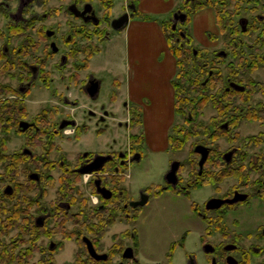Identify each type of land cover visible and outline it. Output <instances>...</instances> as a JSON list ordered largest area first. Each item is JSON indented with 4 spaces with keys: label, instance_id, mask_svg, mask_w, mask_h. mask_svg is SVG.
<instances>
[{
    "label": "rangeland",
    "instance_id": "374dc122",
    "mask_svg": "<svg viewBox=\"0 0 264 264\" xmlns=\"http://www.w3.org/2000/svg\"><path fill=\"white\" fill-rule=\"evenodd\" d=\"M168 1L170 0H157L153 2L155 4V10L151 13H157L156 15L159 18H165L168 14L169 16L172 14L170 11L169 13L167 12L168 9L164 10L166 8L170 9L172 7L171 9L174 11L179 6L182 10H188L196 4H186L184 6V0H173L169 4L167 3ZM201 2L206 1L201 0ZM222 2L223 0L213 1L215 12H217L218 18L224 22L223 26L225 28L226 18L222 7H220ZM123 3L124 0H115L112 15L120 11ZM153 3L150 1L149 5H145L151 6ZM173 4L174 6H172ZM167 5L168 7H166ZM212 15V12H210V20L212 19ZM134 19H137V17H131L122 31L113 32L110 39L101 42V50L96 52L90 59V67L84 73H94L96 77L102 79L100 91L96 99H89L72 84L69 85V88L63 86L59 80V73L56 70L59 53L46 64V69L48 68L52 72L51 76L57 78V83H55L57 90L64 92V95L72 101L74 99L78 100L76 105L68 106L67 111L72 112L80 121H85L88 125V131L83 133L79 139H75L72 136L68 139L66 135L55 137L54 149L59 151V155L64 153L65 156L67 154L72 156L79 150H88L97 153L110 149L118 150L126 146L130 130L124 124L119 125V122L125 117L126 110L123 104L125 99L115 102L111 96L114 91H118L117 87L113 84L115 77L126 79L128 73L129 62L126 47V30L128 29L130 21ZM165 22H167V34L171 38L178 36L177 32L173 33V30L170 28V20L168 19ZM177 27L178 30L181 29L184 31L186 29L185 22L182 24L177 23ZM220 27L219 30L221 31ZM223 32L215 33L217 45L211 49L192 47V50L194 48L196 49V52L193 53L197 56L192 65L194 74L202 72L205 68L210 71L217 70V73L220 71L222 76L225 77L224 69L229 59H225L224 56L215 55L214 53L215 49L225 48L227 38ZM199 33L200 40H196L198 44L204 39L202 31ZM143 40L147 44V49L153 51V47L149 44L151 43V38L148 37V41L146 38ZM84 41L77 38L78 44ZM159 56L162 59L164 55L159 54ZM78 58L84 60L82 54H79ZM238 60H235L236 63L233 61V63L239 64ZM1 62L0 60V86L2 89L0 92V103H3L13 99L12 96L7 97L5 93L8 92L9 88L16 87L17 79L15 73L18 69L16 71L17 66H13L10 68V71H3L4 68ZM231 67L232 70H235L239 66L235 65ZM63 73L67 75V68L63 70ZM44 85L46 84H41L39 81L35 82L25 98L26 100L24 99L23 101L28 112L23 113L22 118L31 120L44 106H48L49 108L55 106L57 108L53 117H51L55 121L65 113V109L62 103L58 101V97L52 96L51 88L48 89ZM208 92L212 96L214 90L208 89ZM193 94H190V96L192 97ZM257 99H260V96ZM11 104L14 110L15 108L13 106H15V102L13 101ZM92 105L99 109L103 107L104 111L110 112L104 122L96 121L94 117L88 119L84 115ZM161 110L165 112V115L159 118L161 122H159L158 130L155 132L152 130L153 132H149V136L147 137L148 139H152V141H148L145 144L139 160H133L125 168V171L129 174L126 180L129 189L127 192L130 191L129 197L137 196L138 192L146 187L163 185L165 182L164 176L173 160H178L181 164H184L181 175L186 179L188 173H194L196 171V168L192 167L193 163H188L189 159H191L190 150L197 144L209 146L208 138L205 134L206 129L201 130L205 127L203 125V128L197 129L201 134L188 140L182 149L177 151L169 149L167 147L166 136L169 133L170 124L166 123L170 115L165 109ZM153 111H155L154 108ZM211 114H213V111L210 109V103H208L205 108L200 110L197 120L207 126L210 124L208 120L211 118ZM172 116L173 123L182 121L178 115L173 114ZM153 118L155 117L147 118L145 127H149ZM45 123L52 125V122L49 120ZM1 126L2 124L0 123V264H3V261H1L2 258L10 259L17 256L20 257L27 248H41L42 252H44H34L28 264H38L40 259L45 255L53 257L58 264H82L88 260L93 261L91 264H105V262L95 261L88 256L82 241L83 236H87L92 240L98 252L107 253L109 256L107 260L109 264H118L120 261L126 263L127 261L121 258V252L126 246L133 245L130 234L134 230L137 233L138 239L136 258L142 263H164L171 244L173 242L178 243L182 236L187 233L184 250L178 247L173 252V257L178 259L184 254V251L192 250V245L197 240L199 234L193 228L200 219L191 210L192 201L202 203L210 195H221L228 190L232 191L233 188L241 187L243 191H246L247 188L252 190L251 187L244 189L242 185L252 183L257 175L251 170L248 172L243 166H246L245 162L251 160L254 155H260L262 149L254 145L245 146L244 141L247 139L251 141L250 139L253 138H264V122L244 120L237 128L239 134L237 140L230 142L227 138H218L212 142L213 147L217 145L216 148L219 150L221 156L231 147L238 149L240 161H236L238 166L235 168L237 169L238 167L241 175L240 178L226 177L219 185H205L201 188L193 189L190 197L166 190L157 196H151L139 211H135L129 207L122 210L120 208L122 204H117L115 201L117 197L112 196L111 200L115 204H109V207H112V210H110L112 213H101L96 211V207L103 204L104 201L95 192L90 175L83 174L76 182H72L69 179L66 181V185L62 186L60 180L64 175L62 174V169L57 166L44 167V163L41 162L37 165L38 161L31 162L30 159L24 160L20 165H17L11 157L14 154H20L22 152V147L25 146L26 140H28L26 137L27 134H22L16 127L3 132ZM100 128L102 129L101 132H99ZM39 139L41 138L39 137ZM34 144H40L39 146L45 152L48 150V148L42 145V141L38 140L36 142L34 140L32 143L33 147L30 148L37 154H42V151L39 146L34 147ZM54 154L55 150L52 151L50 156L53 158L55 156ZM243 154L245 159L241 156ZM20 159L22 158L20 157ZM197 159L198 156L195 155V162ZM33 171L39 172L41 175V179L38 182H30L27 179L29 173ZM110 181H102V183L115 194L117 191L113 189L114 187ZM67 182L70 183L67 184ZM216 186L220 187L222 191L220 194L214 192V189L219 188ZM7 187L11 188L10 194L4 193ZM147 190L150 189L147 188ZM65 203L71 206L66 209V207L62 206ZM132 212L135 213L132 214ZM127 213L128 216L126 215ZM38 215L45 216L43 226L40 227L42 231H54L58 229L62 232H49L48 235L43 234L41 231L31 233L29 227L32 226L31 223H34ZM64 216H71L72 220H68L62 224L60 221L63 220ZM103 217L105 219L113 217L114 223L104 228L106 229L105 234L99 238L91 230H94L96 226L101 224L99 218ZM221 219L229 226L232 233L238 232V235L242 237L260 236L261 234H257V232H260L257 228L264 226V198L258 197L253 192L248 202L226 210L222 214ZM51 241L55 242L56 246L54 249L49 250L48 246ZM21 263L20 261L19 264Z\"/></svg>",
    "mask_w": 264,
    "mask_h": 264
},
{
    "label": "flooded vegetation",
    "instance_id": "af4514ba",
    "mask_svg": "<svg viewBox=\"0 0 264 264\" xmlns=\"http://www.w3.org/2000/svg\"><path fill=\"white\" fill-rule=\"evenodd\" d=\"M107 1L108 0H0L1 64H3V71H10V68L13 66H17L16 71L18 69L15 73L17 79L16 87L11 88V90L8 91L10 93H5L7 94V97L12 96L13 99L9 102L0 103L1 129L5 132L9 131L10 128L16 127L22 134L26 133V137L28 138L25 146L22 147V152L20 154H14L11 157L17 165H20L24 160L30 159L31 162L38 161L37 165L41 162L44 163V167L57 166L62 169V174L65 172L67 173V171L80 174L78 169L89 165L93 161L95 155H109L110 158L103 164L101 170L96 173L93 172L88 174L91 176L92 181L95 178V175L101 178L102 181H108L114 179L115 176H124L126 166L133 160H139L141 157L143 148H139L137 144H134L131 141L133 133L130 131L134 126L133 107L132 105H129L127 108L126 102L124 101L123 104L126 110L125 117L119 122V125L124 124V126L130 130L127 139L128 142L124 148L118 150L110 149L108 151L97 153L88 150H79L72 156L69 154L65 156L64 153L59 155V151L54 149L55 137L66 135V138L68 139L71 136L75 139H79L83 133L88 131V125L85 121H80L75 114L67 111V107L76 105L78 100L74 99L72 101L64 95V92H59L57 90L55 86L57 78L51 76L52 72L48 68L46 69V64L52 60L57 53H59L57 65H55L57 66L56 70L59 73V80L63 86L69 88V85L72 84L89 99L94 100L97 98L99 92L90 94V90L95 83H98L100 91L102 79L96 77L94 73H84L88 67L83 68L81 67V64H76L70 53L75 51L74 42H77L78 37H76V35H79L80 39L85 40L79 44L80 48H85L86 46L98 47L100 51L101 42L110 39L113 32L122 31L127 25H124L119 30H115L112 27V20L126 12L129 14V19H131L137 10L136 0H124V3L120 7V11L112 15L115 0H112L110 7H108ZM205 1L208 2L214 0ZM200 2L201 0H184V6L186 4L193 5ZM220 7H222L226 18L225 28L220 31L219 26L217 25V32H207V38L211 42V45L198 47L191 44V46L199 49H211L217 45V37L215 36V33L224 31L223 33L227 38L225 48L219 50L215 49L214 53L215 55H222L225 59L229 60L224 69L225 77L219 83H214L218 74L216 72L217 70H211L209 73L211 75L209 84L212 86L211 90H214L211 99L215 100L216 97L220 96L223 92L222 89H224V94L227 96V100L223 103L225 107L229 105L230 99L238 97L236 98V101L241 105L240 113L245 117L250 116L242 121H258L263 123L264 0H223ZM100 11L101 13H99ZM176 11L186 13V18L188 12L187 10L180 9L178 6L169 17L170 28L173 30V33L177 32L178 36H176L175 39L179 41V39L185 37V30H178L177 23L182 24L185 21L180 22L178 20L175 27L172 28L174 22L172 16ZM83 35L84 37H82ZM87 35L89 37H86ZM74 37L76 38L74 39ZM195 48L193 49L194 53L196 52ZM237 53H239V55H237ZM235 60H238L239 64H234L233 61L235 62ZM235 65L239 67L232 70L231 66ZM66 68L68 70L67 75L66 73H63V70ZM6 75L9 77L8 74ZM37 81L41 84L45 83L46 85L44 86L46 88H51L52 96H57L58 101L62 103L65 113H63L58 120L55 121L51 118L53 117L55 110H57L55 106L52 108H49L48 106L42 107L34 118H31V120L22 118L23 109L21 110V107L24 105L25 108L23 101ZM218 90L221 92H217ZM237 93H240V95H237ZM258 96H260V99L256 100ZM111 98L115 101L114 92L112 93ZM13 101L15 102V106H13L15 108L14 110L11 107ZM17 103L18 106L16 107ZM210 109L213 111V114H211L210 117L216 115L219 110L216 109L213 103H210ZM24 112H28L26 108ZM109 113L110 112L104 111L103 107L99 109L92 105L84 115L87 116L88 119L94 117L96 118V121L104 122ZM47 120L52 122V125L46 124L45 122ZM69 121L75 123L73 125L68 124L60 127L63 122ZM22 122H25L26 124L24 125ZM229 123L230 122L226 120L220 125L222 128L227 129ZM101 130L102 129L100 128L99 132H101ZM39 137L41 139H39ZM34 140L36 142L38 140L42 141V145L48 148V150L45 152L41 146H39L40 144H34V147L39 146L41 148L42 154L33 152L30 147H33L32 143ZM248 140L249 139L244 141L245 146L254 145L255 147L258 146L262 149L260 155H254L251 160L245 162L246 166H243L248 172L251 170L257 175L252 183H245L242 185L244 189L246 187H251L252 190L247 188L246 191H243L241 190V187L233 188L232 191L228 190L221 195H210L206 200H203L202 203L192 201L191 210L200 221L193 226L199 234L197 240H195L192 245L191 251H184V254L178 259L173 257V252L178 247L184 250L187 236V233H185L178 243L173 242L171 244L164 263H142L136 258L138 239L135 240L134 238V230L130 234L133 245L126 246L132 248L133 255L131 258H123L122 253L126 248L125 247L121 252V258L127 262L123 263V261H120L118 264H264V226H259L257 228L260 230V232H257V234H261L260 236L242 237L238 235V232L232 233L229 226L223 220L216 219L219 214H223L226 210L248 202L253 192H255L258 197L264 198V138H253L250 139L251 141ZM29 143L32 146H30ZM54 150L55 156L52 158L50 155ZM236 150V147H231L223 153L222 160L226 164L234 162L235 159H233V155ZM229 151L232 153L227 160L224 158V154ZM19 156L22 159H20ZM201 175L199 169L198 174L193 177L190 174H187V178L185 179L182 175H178V182L175 187H172L165 181L163 185H160V188L147 190L148 187H146L141 189L135 197H129L128 195L130 194L126 189V196L123 197L122 191L120 190L119 194L122 195L118 196L115 201L117 204H122L124 208L129 207L130 209L139 211V209L148 202L151 196H157L166 190L190 197L191 191L197 189L191 187L193 181L192 178H197ZM27 179L30 182H38L41 179V175L39 172L33 171L29 173ZM10 191L11 188L7 187L4 193L10 194ZM236 191L246 194L247 197L244 200L237 201L233 204L224 203L218 208H206V203L210 198H231ZM214 192L220 194L222 191L219 187L218 189H214ZM143 194L148 195L147 201L144 205H130V202L140 200ZM62 206L68 209L71 205L65 203ZM98 207L104 208V205L100 204ZM134 213L135 212H132V214ZM126 215L128 216V213ZM44 218L45 216L38 215L35 218L34 225L37 227L43 226ZM92 244L94 246L93 242ZM55 246L56 243L51 241L48 249L52 250ZM96 252L99 254H106V258L96 260L89 254L88 256L95 261L109 264L107 261L109 258L107 253H100L97 250ZM22 256L23 254L21 257ZM19 260L20 259L17 256L11 260L5 259L2 263L19 264ZM84 264L91 263L86 261Z\"/></svg>",
    "mask_w": 264,
    "mask_h": 264
},
{
    "label": "trees",
    "instance_id": "16d2710c",
    "mask_svg": "<svg viewBox=\"0 0 264 264\" xmlns=\"http://www.w3.org/2000/svg\"><path fill=\"white\" fill-rule=\"evenodd\" d=\"M112 0H108L107 4L108 7L111 6ZM206 6H210L212 7L214 10V3L213 1L209 3L208 2H200L197 3L195 5H193V7H191V9H188L187 12V18L185 20V37L179 39V41H177L175 38H171V36L169 34H167V22H163L162 26L165 32V35L167 37L168 40V45H169V49L172 53V55L175 57L176 60V72L173 76V78L171 79V85L173 87V91H174V112L176 115H178L180 117V119L182 120L181 122L175 123L168 134V145H169V149L171 150H180L183 148V146L186 144V142L188 140H190L192 137L199 135L201 133H199L197 131V129H201L203 128V125L205 126L203 129L201 130H205L206 129V135L208 138V142H209V154L208 157L203 165V168L201 169V176L197 177V178H192L193 176H196L198 174V166H197V161L195 162L194 160V156L198 154L195 153L194 151V147L193 149L190 150V155H191V159H189V164H192V167L196 168V171L194 173H188L190 174L193 179L192 181V185L191 187L193 188H199L205 185H217L219 184L224 178L226 177H235V178H240V171L237 167V169L235 168L236 166H238L236 164V161H240V155L238 153V149L235 151L234 155H233V159L234 162L230 163V164H226L223 160H222V156L219 152V150L215 147L212 146V142H214L215 140H217L218 138H227L228 141L230 142H234L235 140H237L239 138V134L237 132V128L240 124V122L245 119V118H249V117H245L242 116V114L240 113V104L237 103L236 98H232L229 101V105H227V107H225L223 105V103L227 100L226 99V95L224 94V89H222V93L220 96H217L215 100L211 99L212 96L209 95L208 89H211L212 86H210V70L208 69H203L202 72L200 73H193V69H192V65L195 62V59L197 56L194 55L193 50L191 44H192V37L187 29V25L190 23L191 20V15L206 7ZM109 10V9H108ZM107 10V11H108ZM216 11V10H215ZM217 13V12H216ZM135 14H139L138 10H136ZM145 19H149V16H145ZM216 22L217 25L221 26V30L224 29L222 20L220 18H218L217 14H216ZM222 22V23H221ZM78 36V37H77ZM76 37L79 39L80 36L76 35ZM74 37V39L76 38ZM84 37V35L82 36ZM86 37H89L88 35ZM74 46H75V51H72L70 54L71 56L74 58L76 64H81V67L83 68H87L89 65V59L97 52L99 51L98 47H90V46H86L85 48H80L78 42H74ZM200 51V50H198ZM82 54L84 57L83 59H79L78 55ZM216 80L214 81L215 84L219 83L220 81H222L224 79V77L222 76V74L219 73L217 74V77L215 78ZM213 83V84H214ZM208 85L210 87H208ZM11 88L8 89V91H10ZM2 91L1 86H0V92ZM221 92V91H218ZM194 93V94H193ZM190 94H193V96L191 97ZM237 95H240V93H237ZM208 103H213L216 107V109L218 110V113H216V115L212 116L211 118H209V122L210 124H208L206 126V124H203L201 122H199L197 120V117L199 115L200 110H202L203 108L206 107V105ZM133 107V113H134V117H133V125H141L142 123V115H141V108L139 106H132ZM234 107V108H233ZM23 109V110H22ZM21 110L24 112L25 108L24 105L23 107H21ZM253 118H258V117H253ZM1 119V117H0ZM228 120L229 126L227 129H224L221 127V123ZM204 134V133H203ZM131 141L134 144H137V146L139 148H143V143H144V136H143V132H139V133H135L132 134L131 136ZM242 158H244V154L241 155ZM245 159V158H244ZM183 165L180 162V167L178 170V175L181 176V171H183ZM217 170V171H216ZM64 176L61 177L60 180V184L66 185V181H68L69 179L72 180V182H76L80 179L81 175L80 174H76V173H72L70 171H67V173L65 172L63 174ZM66 179V180H65ZM124 180V176L119 175V176H115L114 179H112L110 181V183H112L113 185V189L117 192H115V194H113V197H118L120 195H122L123 197L126 196V190L125 187L122 185V182ZM109 181V180H108ZM70 182H67V184H69ZM149 189H157L160 188V186H150L148 187ZM122 191V194H119V191ZM125 194V195H124ZM104 208H99L98 206L96 207V211L97 212H101V213H112L110 210H112V207H109L110 203H113L111 198L108 200H104ZM113 205H115L113 203ZM109 207V208H108ZM122 210H125V208L122 206L120 207ZM113 216V214H112ZM222 214H219L216 219L217 220H222ZM68 220H72L71 216H64L63 220L60 221L62 224H64L66 221ZM100 220V225L96 226L94 230H91V232L97 236V237H103L105 234L106 227L112 225L114 223V218L110 217L108 219H105V217L103 218H99ZM33 223V222H32ZM31 223L32 226L29 227L31 233L32 232H38L41 231L43 234L48 235L49 232L51 233H61V230L55 229L54 231H42V229L40 227H37L36 225H33ZM134 238L135 240H137V236H136V232L134 233ZM34 252H42L41 248H27L26 250H24L23 257H19L20 261L22 262L21 264H28V261L30 260V258L32 257V255L34 254ZM44 253V252H42ZM9 259V258H8ZM12 258H10L11 260ZM5 260V258H2L1 261ZM85 263V262H84ZM82 263V264H84ZM88 263H93L92 260H88ZM38 264H57L55 262V260L53 259V257H48V256H43V258L40 259V262Z\"/></svg>",
    "mask_w": 264,
    "mask_h": 264
},
{
    "label": "crops",
    "instance_id": "0c3cea01",
    "mask_svg": "<svg viewBox=\"0 0 264 264\" xmlns=\"http://www.w3.org/2000/svg\"><path fill=\"white\" fill-rule=\"evenodd\" d=\"M150 1L153 3L157 0H136V8L139 14L134 15L137 19L131 20L126 30V47L129 62L128 73L126 79L115 77L113 81V84L118 90L117 92L114 91L115 102L125 99L127 108L129 105L139 106L141 108L142 123L141 125H134L131 132L133 134L141 131L143 132V149L148 141H152V139L147 138L149 132L151 133L158 130L159 122H161L159 118L165 115V112L161 109H165L170 115V118H166V124H170L169 131L175 124V122H172V115H176L174 112V91L171 85V79L176 72V60L169 49L168 40L162 26V23L168 20L171 15L169 16L168 14L169 17L159 18L158 15H156L157 13H151L155 10V4H150L151 6L145 5H149ZM170 1L167 3L169 4ZM172 6H174V4ZM166 7H168V5ZM171 8L172 7L164 10L168 9L167 12L169 13L170 11V13H172L173 9ZM210 12L213 14L211 20ZM146 15L150 18L145 19L144 17ZM187 29L192 37L193 45L198 47L211 45V42L207 38V32H217L215 10L210 6H206L194 12L191 15V20L187 25ZM200 30L204 35V39L198 44L196 40H200ZM148 37L151 38V43L149 44L153 47V51L147 49V44L143 40L146 38L148 41ZM159 54L164 55L162 59ZM89 67L90 64L88 65V68ZM153 108L155 111H153ZM149 117L155 118H153L154 120L152 119L153 121L151 120L149 127H145V122H147L146 120ZM168 134L169 133H167L166 136L167 138ZM167 147L169 148L168 139ZM128 175L129 174L125 171L124 180L122 182L126 190H129L126 182ZM128 193L130 194V191H128Z\"/></svg>",
    "mask_w": 264,
    "mask_h": 264
},
{
    "label": "water",
    "instance_id": "95a60500",
    "mask_svg": "<svg viewBox=\"0 0 264 264\" xmlns=\"http://www.w3.org/2000/svg\"><path fill=\"white\" fill-rule=\"evenodd\" d=\"M173 25L172 28L175 27L176 22L179 20L180 22H184L186 19V13L182 11H176L173 13ZM129 20V14L126 12L123 15L119 16L118 18H115L112 20V27L115 30L121 29L124 25L128 23ZM99 92V84L95 83L91 90L90 94L93 93H98ZM24 125L26 124L25 122H22ZM75 122H63L60 127H63L64 125L71 124L73 125ZM194 151L199 154V159L197 161V166L199 169V172H201V169L203 168V165L208 157L209 154V147L203 144H197L194 147ZM231 151L227 152L224 154V158L227 160L230 158ZM110 158L109 155H102V154H97L94 156L93 161L87 165L86 167H81L78 169V172L80 174H90L93 172H97L102 169L103 164ZM180 167V161L178 160H173L170 164V167L168 171L165 174V181L166 183L170 184L172 187H175L177 182H178V170ZM93 184L95 187V192L100 195L101 198L107 200L112 197V190L107 188L105 185L102 184L101 178L97 177L95 175V178L93 179ZM247 197L246 194L240 193L236 191L234 193V196L231 198H226V199H221L217 197H212L210 198L207 203H206V208L207 209H214L220 207L222 204H233L237 201H242ZM148 195L143 194L142 198L138 201H132L130 202V205L133 206H138V205H144L147 201ZM83 242L86 245V249L88 254L93 257L96 260H101L106 258V254H99L96 252L91 240L87 237H83ZM133 255L132 253V248L131 247H126L122 253L123 258H131Z\"/></svg>",
    "mask_w": 264,
    "mask_h": 264
}]
</instances>
